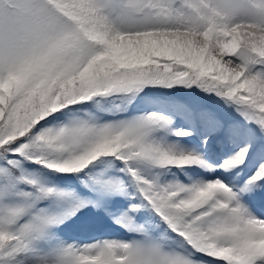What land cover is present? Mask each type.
Returning <instances> with one entry per match:
<instances>
[{
	"label": "snow or ice",
	"instance_id": "6c2138e0",
	"mask_svg": "<svg viewBox=\"0 0 264 264\" xmlns=\"http://www.w3.org/2000/svg\"><path fill=\"white\" fill-rule=\"evenodd\" d=\"M0 264H264V0H0Z\"/></svg>",
	"mask_w": 264,
	"mask_h": 264
}]
</instances>
